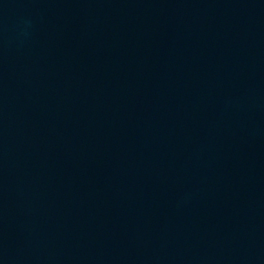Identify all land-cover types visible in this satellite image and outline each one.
Masks as SVG:
<instances>
[{"label":"water","instance_id":"95a60500","mask_svg":"<svg viewBox=\"0 0 264 264\" xmlns=\"http://www.w3.org/2000/svg\"><path fill=\"white\" fill-rule=\"evenodd\" d=\"M0 264H264V0H0Z\"/></svg>","mask_w":264,"mask_h":264}]
</instances>
